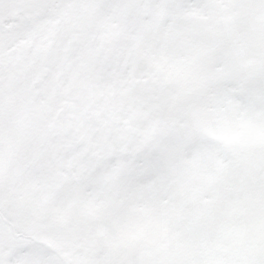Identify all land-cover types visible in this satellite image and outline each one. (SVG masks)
Returning a JSON list of instances; mask_svg holds the SVG:
<instances>
[{"label":"snow or ice","instance_id":"6c2138e0","mask_svg":"<svg viewBox=\"0 0 264 264\" xmlns=\"http://www.w3.org/2000/svg\"><path fill=\"white\" fill-rule=\"evenodd\" d=\"M0 264H264V0H0Z\"/></svg>","mask_w":264,"mask_h":264}]
</instances>
